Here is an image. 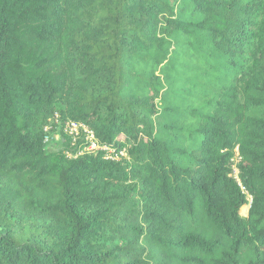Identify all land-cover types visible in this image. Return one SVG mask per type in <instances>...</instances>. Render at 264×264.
<instances>
[{"label": "trees", "instance_id": "obj_1", "mask_svg": "<svg viewBox=\"0 0 264 264\" xmlns=\"http://www.w3.org/2000/svg\"><path fill=\"white\" fill-rule=\"evenodd\" d=\"M0 264H264V0H0Z\"/></svg>", "mask_w": 264, "mask_h": 264}, {"label": "built area", "instance_id": "obj_2", "mask_svg": "<svg viewBox=\"0 0 264 264\" xmlns=\"http://www.w3.org/2000/svg\"><path fill=\"white\" fill-rule=\"evenodd\" d=\"M55 128L58 130L53 132ZM43 131L45 133L43 141L47 145L50 141H52V138L59 139L63 136L69 141L71 146L78 147L75 153L70 151L66 152V157L69 159H75L83 154L89 153H102L105 160L116 162L127 158L125 149L117 150L100 144L94 133L82 123L67 121L61 125L58 114H54V116L48 121V124L44 127ZM232 162V174L230 177L237 181V156L232 160Z\"/></svg>", "mask_w": 264, "mask_h": 264}, {"label": "rangeland", "instance_id": "obj_3", "mask_svg": "<svg viewBox=\"0 0 264 264\" xmlns=\"http://www.w3.org/2000/svg\"><path fill=\"white\" fill-rule=\"evenodd\" d=\"M46 148H48V150H50V151H58V150L62 149L63 148V139L62 138H59V139L52 138V141H50L48 143ZM247 209H248V206L245 207L243 216H245L247 214Z\"/></svg>", "mask_w": 264, "mask_h": 264}]
</instances>
